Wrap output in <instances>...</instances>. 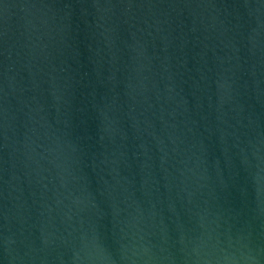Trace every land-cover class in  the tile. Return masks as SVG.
Instances as JSON below:
<instances>
[{
	"label": "water",
	"instance_id": "95a60500",
	"mask_svg": "<svg viewBox=\"0 0 264 264\" xmlns=\"http://www.w3.org/2000/svg\"><path fill=\"white\" fill-rule=\"evenodd\" d=\"M0 264H264V0H0Z\"/></svg>",
	"mask_w": 264,
	"mask_h": 264
}]
</instances>
